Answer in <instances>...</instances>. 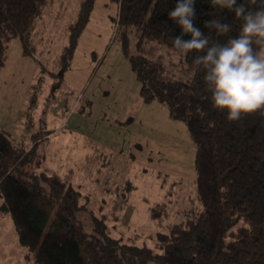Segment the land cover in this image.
Wrapping results in <instances>:
<instances>
[{"label": "trees", "instance_id": "16d2710c", "mask_svg": "<svg viewBox=\"0 0 264 264\" xmlns=\"http://www.w3.org/2000/svg\"><path fill=\"white\" fill-rule=\"evenodd\" d=\"M113 1L118 4L113 38L120 41L140 81L141 96L166 103L173 118L184 120L195 143V196L177 208L176 219L165 230H156L155 248L129 234L135 232L127 234L133 230L119 215L112 224L104 215H93L87 231L76 215L85 208L79 192L54 176L28 170L26 156L34 144L21 150L0 129V197L24 257H33L35 264H264V109L230 121L227 109L214 106L206 69L192 63L204 53L184 55L172 44L171 37L182 35L169 17L177 0ZM51 2L0 0V67L12 37L19 39L23 54H34L33 33ZM237 2L253 10L264 7L261 0ZM94 3L78 0L65 27L55 58L60 79L71 65ZM195 8L194 23L211 42L223 44L239 34L243 19L233 11L214 7L211 0H196ZM212 19L232 25V31L217 35L205 27ZM172 193L154 203L152 219L170 214Z\"/></svg>", "mask_w": 264, "mask_h": 264}, {"label": "rangeland", "instance_id": "374dc122", "mask_svg": "<svg viewBox=\"0 0 264 264\" xmlns=\"http://www.w3.org/2000/svg\"><path fill=\"white\" fill-rule=\"evenodd\" d=\"M77 1L52 0L45 8L33 33V55L22 53L17 37L8 40L0 67V129L21 150L34 144L26 156L28 170L54 176L79 192L85 208L76 215L85 230L91 229L93 215H104L111 224L119 215L133 230L127 234L135 232L129 234L139 243L154 246L156 230H165L177 208L195 196L196 146L184 120L173 118L166 103L141 96L140 81L113 38L112 17L118 12L113 0H95L60 79L55 58ZM170 190V214L155 221L151 207ZM2 201L0 261L18 245ZM25 261L35 264L33 257Z\"/></svg>", "mask_w": 264, "mask_h": 264}, {"label": "clouds", "instance_id": "9594fccd", "mask_svg": "<svg viewBox=\"0 0 264 264\" xmlns=\"http://www.w3.org/2000/svg\"><path fill=\"white\" fill-rule=\"evenodd\" d=\"M255 4L256 0H248ZM196 0H177L169 17L177 22L182 35L171 37L179 52H202L192 63L206 69L204 80L212 91V101L217 109H227V119L236 121L241 114L264 109V7L250 9L237 0H211L214 7L226 8L242 18L239 34L226 43L211 42L209 36L196 26ZM264 4V0H261ZM217 35H227L232 25L220 19L205 22ZM190 34L191 39H184Z\"/></svg>", "mask_w": 264, "mask_h": 264}, {"label": "crops", "instance_id": "0c3cea01", "mask_svg": "<svg viewBox=\"0 0 264 264\" xmlns=\"http://www.w3.org/2000/svg\"><path fill=\"white\" fill-rule=\"evenodd\" d=\"M92 13V11H91ZM91 16V14H90ZM86 27V26H85ZM18 243V242H17ZM25 257L22 252L21 246L15 244L11 247L5 257L0 261V264H25Z\"/></svg>", "mask_w": 264, "mask_h": 264}]
</instances>
